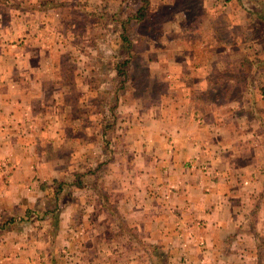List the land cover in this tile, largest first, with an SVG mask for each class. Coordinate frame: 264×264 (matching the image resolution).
<instances>
[{
	"label": "crops",
	"instance_id": "obj_1",
	"mask_svg": "<svg viewBox=\"0 0 264 264\" xmlns=\"http://www.w3.org/2000/svg\"><path fill=\"white\" fill-rule=\"evenodd\" d=\"M113 1L0 0V264H264V0H202L205 20L175 27L199 39L185 42L186 93L148 66L140 78L167 91L147 101L98 71L118 46L96 55L97 23H67ZM68 57L94 70L71 87L56 70ZM243 57L263 72L224 74ZM224 77L245 85L240 98L213 97ZM85 208L99 227L88 237ZM41 221L45 234L17 231ZM102 236L137 243L98 248Z\"/></svg>",
	"mask_w": 264,
	"mask_h": 264
},
{
	"label": "rangeland",
	"instance_id": "obj_2",
	"mask_svg": "<svg viewBox=\"0 0 264 264\" xmlns=\"http://www.w3.org/2000/svg\"><path fill=\"white\" fill-rule=\"evenodd\" d=\"M151 1V12L154 13V19L151 21V24H142L141 22H133L130 26L129 30V36L131 37V40L134 45V56H133V63L131 65V70L129 72V75L133 76L129 79V87L130 89H137L142 88V93L136 92L135 94H139L144 98L145 100L148 98L150 100L154 99L153 95L163 94L165 89L167 88L165 83L163 82L161 84L154 83L153 81H150V83H147L146 78H140L141 75H147L150 72V68L148 66H151L156 75L164 74L166 76H170V81L176 82L177 88L176 90L184 95L186 93V87L189 86V42L185 43L189 40H199L197 32L190 30L177 33V30H175L176 26L180 27L182 25L189 26V25H195L200 20H205V17L202 14V0H150ZM140 0H114L110 6L105 7V4L100 3L97 6V9L101 10V12H97L94 15H119L121 13L137 10L140 8ZM83 3V2H81ZM80 3V4H81ZM82 5V4H81ZM218 6V5H216ZM106 8L109 11H106ZM111 11V12H110ZM202 14V15H201ZM101 21H98L96 16H84L79 15L76 17H70L69 23L70 25L84 27L87 26L90 23H97L99 26L97 27V31L93 32V35L95 36V39L92 40V38L87 39L91 43V48L93 51H96V55H104L107 50H109V43L117 45L119 47V42L117 39L119 37V34L115 33V26L112 21H110L107 18L101 17ZM208 22L211 20V17H207ZM212 21V20H211ZM214 22V21H213ZM218 23V22H217ZM92 24V25H93ZM76 29V28H75ZM183 30V27H182ZM74 34L72 38L74 40L79 41V38L85 34L84 31H81L80 33ZM90 36V35H89ZM165 42H164V41ZM88 41V42H89ZM167 42V44H166ZM117 43V44H116ZM197 47L200 45L199 42H197ZM94 45V46H93ZM163 45V46H162ZM89 49V48H88ZM201 49V48H200ZM198 50L197 61H200L203 58L209 59L208 56L202 55L204 50ZM75 47H69L67 48V53L71 54L73 57V54L75 52ZM90 50V49H89ZM106 50V51H105ZM246 50V49H245ZM84 51V50H83ZM86 52H88L87 49H85ZM85 51L83 53H85ZM105 51V52H104ZM153 52V53H152ZM54 57H58V53L53 51ZM90 53V52H89ZM150 53V54H149ZM108 54V55H107ZM106 57L104 56L103 59L98 58L97 61H99V65H96L102 74L106 73L107 69H114L113 60L110 58V52L107 51ZM87 55V54H86ZM147 55V60L149 62H153L155 58L157 59L158 56L163 59V63L158 66L154 63L144 64V56ZM225 55V54H224ZM52 56V54L50 55ZM68 57L64 61H62L60 66H57V75H66V82H68L67 86L71 87L73 86V82L75 81V75H83L86 77V75L91 74V71L93 70V66L91 62H82L80 65L78 63H75L73 58ZM87 57V56H86ZM144 57V58H143ZM193 57V56H192ZM247 57H243L240 61L241 63L238 64L237 68L235 70H228L229 72H226L227 70H222L225 73L224 74H230L233 75L232 72H236L237 75H260L264 71L255 72V69L257 67L255 65H250L248 63ZM209 61V60H208ZM146 66V68H145ZM201 66V65H200ZM226 66V65H225ZM223 66V67H225ZM264 67V65L262 66ZM151 68V70H152ZM94 71V70H93ZM162 73H161V72ZM116 73V71H114ZM161 73V74H160ZM108 75V74H107ZM115 75V74H114ZM153 75V74H152ZM263 75V74H262ZM113 77V76H112ZM135 78H140L139 84L135 82ZM83 88L85 87V84L87 85L86 81H82ZM264 87V86H263ZM148 90V91H146ZM262 90V89H261ZM264 90V89H263ZM146 91V92H144ZM181 95V96H182ZM137 96V95H136ZM73 99V95H71V100ZM147 101V100H146ZM71 102V101H70ZM74 150V149H73ZM73 153V152H72ZM53 210V222L54 226L53 228L57 227V206L54 207ZM85 216H87L84 224L82 225V228L84 231H87L86 234H84V237H88L89 232L91 229L96 228V230H99V227L97 225H93L90 219L91 212L89 209H82ZM99 210L96 209L95 214L96 217L99 218ZM36 218V216H34ZM48 227L47 224H44V222H36L35 224L26 225L21 228H18V232H21L25 235L27 234H35V233H43L45 234L46 228ZM82 230V231H83ZM81 238V237H80ZM78 239L76 243L77 246L79 245V241L81 239ZM133 242L128 238L125 239H116L114 241H110L105 238V236H102V239H99L96 237L95 239V245L99 248H104L105 246H113L115 247H122L123 248H129L133 246ZM91 239H90V242ZM137 243V242H135ZM134 243V246L136 247V244ZM74 247L76 244H74L73 241V235L71 236L70 243ZM94 243L90 246L93 247ZM40 248H45L47 245H45V242L42 241V243L39 245ZM61 244L59 243L57 239V235L55 236L54 241L50 245L52 249H54L57 253L58 248H60ZM55 258V262L58 264L59 259L58 257ZM86 260V258H82V260ZM105 260L99 259L97 264H103Z\"/></svg>",
	"mask_w": 264,
	"mask_h": 264
},
{
	"label": "trees",
	"instance_id": "obj_3",
	"mask_svg": "<svg viewBox=\"0 0 264 264\" xmlns=\"http://www.w3.org/2000/svg\"><path fill=\"white\" fill-rule=\"evenodd\" d=\"M140 8L137 10L127 11L121 13L119 15H108L103 14L101 17L107 18L113 22L115 26V33L119 34L118 41L119 47L112 51L113 55V64H114V73L115 75L112 77L111 84L116 88L115 91H121V89H125L127 87L128 80L130 79L129 72L131 70V65L133 63L134 56V45L129 36L130 26L133 22H141L142 24H151V21L154 19V13L151 12V1L150 0H140ZM96 16L98 21H101L99 15ZM110 48V45H109ZM111 55V56H112ZM133 78V76L131 75ZM140 78H135V82L137 84L141 83ZM150 83V81H147ZM160 84V83H159ZM149 85H153L149 84ZM163 85V84H161ZM220 87V88H219ZM245 88V85H241L238 82H235L231 78H223L219 81H215L212 84L210 93H212L213 97L216 100L220 101H229L232 99H238L242 95V90ZM135 93H142V88L134 89ZM115 100L113 101L114 107ZM109 131H115V126H107L106 128Z\"/></svg>",
	"mask_w": 264,
	"mask_h": 264
}]
</instances>
